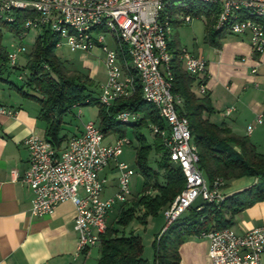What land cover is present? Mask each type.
Here are the masks:
<instances>
[{
    "label": "built area",
    "instance_id": "1",
    "mask_svg": "<svg viewBox=\"0 0 264 264\" xmlns=\"http://www.w3.org/2000/svg\"><path fill=\"white\" fill-rule=\"evenodd\" d=\"M177 1L181 0H0V23H17V17L25 15L22 32L17 35L20 40L30 30L46 29L57 36L56 48L63 41L72 52L101 48L106 69V81L99 95L102 105L110 106L132 97L136 82L130 70L135 72L142 98L155 107L168 129L159 131L154 126L153 133L162 136L170 161L181 168L185 178L183 189L164 209L163 231L190 207L203 202L219 204L224 199V182L216 179L210 186L198 167L188 119L178 111L181 99L172 93L169 49L172 22L191 19L171 10ZM196 1L218 7L214 30L236 36L249 34L252 52L264 51V0ZM107 34L115 40V50L105 44ZM176 52L184 71L195 78L198 95L205 96V60L185 47H178ZM22 53L24 48L18 47L16 52L8 54L9 65L14 66ZM0 114L12 115V112L0 107ZM262 117L263 114L257 116L258 124L262 123ZM117 118L128 122L136 116L123 111ZM251 130L252 126H248L247 131ZM104 138L97 124L87 122L83 131L71 137L59 152L37 135L24 140L28 170L21 181L33 193L29 215L31 218L51 216L60 203L71 202L75 209L73 229L78 235V254H85L99 244L113 207L132 197L130 183L135 171L117 160L122 149L131 144L130 140L118 137L113 143L105 144ZM113 161L117 190L112 197L103 199L101 194L107 180L100 173ZM198 238L208 241V258L212 264H264V226L242 234L223 228L202 232Z\"/></svg>",
    "mask_w": 264,
    "mask_h": 264
},
{
    "label": "trees",
    "instance_id": "2",
    "mask_svg": "<svg viewBox=\"0 0 264 264\" xmlns=\"http://www.w3.org/2000/svg\"><path fill=\"white\" fill-rule=\"evenodd\" d=\"M181 1L171 10L190 18L204 15V41L218 46L219 41L228 35L224 30L216 31L213 28L218 7L196 0ZM24 16L19 15L17 23L3 25L19 35ZM179 24L181 22H172V26ZM40 31L22 67L9 65L0 31V81L8 84L20 97L39 105L38 119L45 124L44 139L56 152L61 151L68 141L66 135H61L63 118L76 105H95L98 109L97 126L104 137H126L128 128H131V134L138 143L135 164L143 176L141 190L120 204L117 217L101 235L97 264H179L178 250L186 239L198 237L202 232L230 228L235 215L264 201V155L257 152L247 137L236 136L229 128L212 124L204 117L214 112L210 99L192 90L196 80L184 71L177 59V46L172 41L169 45L172 52V93L181 99L178 111L188 119L192 142L197 148L199 169L210 186L216 179H221L224 186L227 182L241 178H252L255 182L240 192L224 196L219 204L203 202L190 207L185 215L155 237L152 243L153 259L148 261L143 258L141 238L134 231L126 232L125 229L134 220L146 225L150 217H156L172 203L185 183L181 168L169 159L162 136L152 130L155 126L159 131H167L166 124L155 107L142 98L139 81L133 70L130 72L135 77V94L110 106L102 105L99 102L100 92L95 95L93 89L96 85L88 74L70 71L55 55L57 36L46 29ZM19 71L22 73L17 78L21 84L17 85L8 76ZM3 74H7V77H2ZM123 111L136 118L128 122L119 120L117 116ZM146 127L153 136L151 143L140 131ZM152 152L156 155L152 160L155 167L149 164Z\"/></svg>",
    "mask_w": 264,
    "mask_h": 264
},
{
    "label": "crops",
    "instance_id": "3",
    "mask_svg": "<svg viewBox=\"0 0 264 264\" xmlns=\"http://www.w3.org/2000/svg\"><path fill=\"white\" fill-rule=\"evenodd\" d=\"M175 45L185 47L206 62L205 96L209 97L214 112L204 117L212 124L229 128L236 136L247 137L257 152L264 155V51L252 52L249 34H228L218 46L206 43L203 38V44L195 51L179 41H175ZM77 62L80 64L78 70L88 74L100 92L106 81L104 60L90 59L89 54L78 53ZM192 90L198 95L197 86ZM0 107L12 112V115L0 114V264H92L93 257L97 264L99 244L97 254L94 251L97 245L85 254L77 253L78 235L73 229L75 209L71 202L60 203L51 216L31 218L29 215L33 193L21 181L28 170L24 140L30 135L44 138L45 124L38 119L39 105L20 97L8 84L0 81ZM227 110H230L229 114H226ZM259 114H263L260 124L256 122ZM248 126H252L250 132ZM82 131L83 127L77 128L76 132L66 136L69 140ZM116 138L117 135H109L104 138V143L111 144ZM100 176L107 180L101 197L108 199L117 190L115 162H111ZM244 179L251 180L246 182ZM254 182L252 178L233 180L230 193L225 195L223 190V195L240 192ZM107 188L110 193L105 192ZM139 191L132 192V196ZM112 222L108 217V225ZM262 226L264 201L235 215L230 228L242 234ZM178 251L179 264H212L206 239L189 237ZM262 260L264 263V252Z\"/></svg>",
    "mask_w": 264,
    "mask_h": 264
},
{
    "label": "rangeland",
    "instance_id": "4",
    "mask_svg": "<svg viewBox=\"0 0 264 264\" xmlns=\"http://www.w3.org/2000/svg\"><path fill=\"white\" fill-rule=\"evenodd\" d=\"M187 1H185L186 3ZM190 2V0L188 1ZM182 1H177L176 5L181 4ZM184 17L185 15L182 14ZM205 16L202 15L200 17H192L189 21H182L179 25H173L171 29V39L174 41H179L181 45L186 46L189 50L195 51L198 46L203 44V38L205 35ZM0 31L2 32V46L4 47L7 54H11L16 52L18 47L24 48V53L19 54L16 59V66L22 67L25 65L27 61V56L31 52L35 39L41 33L40 30H30L25 33L23 39H19V37L7 29L2 23H0ZM63 41L60 47L55 49V55L63 62L65 65L72 67L75 71H79L80 64L77 62V54L85 53L89 54L90 59H105V56L99 47H94L90 52L76 51L72 52L67 45H65ZM105 44L108 49L115 50L116 43L111 35L107 34L105 36ZM97 49V51H95ZM67 67V66H66ZM72 69H70L71 71ZM82 72V71H81ZM22 72H17L10 74L9 79L17 85L21 84V81L17 78V76ZM2 77H7V74H3ZM103 79V78H101ZM97 82V81H96ZM95 83V82H94ZM97 84V83H96ZM95 91V95H99V90L97 87L93 89ZM79 112L81 113L79 115ZM97 106L95 105H85V106H77L72 109L63 119V130L61 135H67L68 137L76 132L77 128H82L84 124L87 122H98L97 120ZM147 138L148 142L152 141V134L149 128H143L140 130ZM127 138L131 140V145L125 146L122 149L121 156L119 161H123L129 166H131L135 174L131 178L130 190L131 192H137L141 189L143 183V176L140 174L137 165L135 164V148L138 146L136 139L131 134V128L127 130ZM154 152L150 154V162L149 164L152 167H155V163L152 161L155 158ZM205 177V176H204ZM247 180L251 179H244ZM233 181L227 182L226 186H224L225 195L230 193L231 184ZM110 189H106V193H110ZM165 209V208H164ZM164 209H162L156 217H150L147 220L146 225L139 224L136 220H134L128 227L125 229L126 232L130 230L134 231V234L138 235L141 238L143 253L142 257L151 261L153 259L154 250L152 247V243L157 235H159L165 225V219L163 216ZM119 211V205L116 204L113 207L109 217L112 221L115 220ZM111 224V223H110ZM94 251L98 252V245L94 248ZM95 264L94 257L91 262Z\"/></svg>",
    "mask_w": 264,
    "mask_h": 264
}]
</instances>
